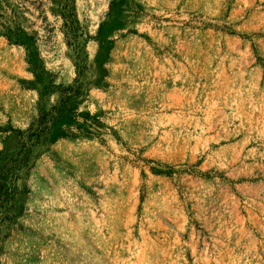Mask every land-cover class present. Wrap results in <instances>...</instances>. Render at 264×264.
I'll list each match as a JSON object with an SVG mask.
<instances>
[{
	"label": "rangeland",
	"instance_id": "rangeland-1",
	"mask_svg": "<svg viewBox=\"0 0 264 264\" xmlns=\"http://www.w3.org/2000/svg\"><path fill=\"white\" fill-rule=\"evenodd\" d=\"M0 264H264V0H0Z\"/></svg>",
	"mask_w": 264,
	"mask_h": 264
},
{
	"label": "trees",
	"instance_id": "trees-1",
	"mask_svg": "<svg viewBox=\"0 0 264 264\" xmlns=\"http://www.w3.org/2000/svg\"><path fill=\"white\" fill-rule=\"evenodd\" d=\"M45 122H46V121H44V119H43V121H42V123H41V125H40V129H43V125H44Z\"/></svg>",
	"mask_w": 264,
	"mask_h": 264
}]
</instances>
